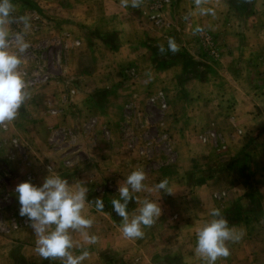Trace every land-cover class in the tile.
I'll return each instance as SVG.
<instances>
[{"label": "crops", "instance_id": "1", "mask_svg": "<svg viewBox=\"0 0 264 264\" xmlns=\"http://www.w3.org/2000/svg\"><path fill=\"white\" fill-rule=\"evenodd\" d=\"M136 2L11 0L10 50L27 16L19 71L32 84L16 118L0 124V194L17 206L15 186H38L52 170L83 184L86 200L101 198L102 211H85L95 244L72 233L83 245L74 254L88 252L82 264H206L194 248L212 207L243 232L215 264H264V0H201L214 13L203 16L194 0H170L156 24L149 0ZM196 26L213 36L218 59H202ZM202 128L217 131L221 145L202 141ZM137 168L146 190L129 200V214L145 198L162 211L130 240L111 199ZM164 178L171 194L147 190ZM16 206L6 210L23 219ZM34 240L30 221L0 234V264H61L35 254Z\"/></svg>", "mask_w": 264, "mask_h": 264}, {"label": "clouds", "instance_id": "2", "mask_svg": "<svg viewBox=\"0 0 264 264\" xmlns=\"http://www.w3.org/2000/svg\"><path fill=\"white\" fill-rule=\"evenodd\" d=\"M11 0H0V124L13 121L18 109L28 97L27 85L19 66L22 63L18 53H24L29 48L25 39L29 28V18L20 16L24 31L15 34V51L10 50L9 29L12 12ZM131 7H137L136 0H132ZM194 7L198 15H212L213 10L202 6L201 0H194ZM195 32L202 29L196 26ZM160 52L165 51L160 47ZM167 50L176 52V44L169 39ZM145 172L133 169L118 185V196L111 199L114 212L121 218L119 225L122 235L127 239H137L144 235L143 228L151 226L161 215V207L156 199H143L139 207L130 215L127 205L129 200H137L135 194L146 190ZM151 192L171 194L175 188L167 178L159 180L150 189ZM19 204L18 214L27 217L33 229L34 253L41 258H59L61 264H82L88 256L86 250L74 254V247L95 244L96 236L88 229L93 224V218L85 214L86 205H94L97 211H102L104 204L97 197L95 202L86 200L87 188L79 183L75 185L58 172L49 170L38 186L22 181L14 189ZM209 219L196 231L195 253L206 262L215 264L217 258L227 257L229 248L226 242L238 241L243 235L242 230L230 225L223 216L222 210L212 207ZM80 233L83 245L74 244L72 233Z\"/></svg>", "mask_w": 264, "mask_h": 264}, {"label": "rangeland", "instance_id": "3", "mask_svg": "<svg viewBox=\"0 0 264 264\" xmlns=\"http://www.w3.org/2000/svg\"><path fill=\"white\" fill-rule=\"evenodd\" d=\"M151 2H152V0H149V3H148V5H149V9L148 10L149 11H148V13L150 12V4H151ZM169 4H170V0H168V2L163 4V6L164 5L166 6V5H169ZM161 12H162V8L160 10L159 21L158 22H152L151 20H149L148 13H147V19L150 22H152L153 24L159 23L162 20ZM200 34H207L208 35L209 33H207L206 31L196 32V36H197L196 37V42H197L198 47H199L198 50H199L200 54L202 55V59L205 60V61H212V60L218 59V57L220 56V53H219L218 46L215 43V40H214L213 36L209 34L210 37L213 39V42H214L213 44H215L216 55H212L206 46H204L202 43H198V38H199ZM199 44H201V46ZM50 54H51V50H49V48L44 50V56L45 57H49ZM150 101L153 102L154 100H150ZM159 107L160 108H166V105L164 107H161V106H159ZM230 109H231L230 105L226 104V111H229ZM202 130H204L200 134V139L202 141L211 142L213 144H216V143L220 144L221 143V141L218 139L219 135H218L217 131H215L212 128H210V129H208V128L203 129L202 128ZM258 131L264 133V125L260 126ZM237 133L238 134L241 133L240 135H243V134L246 135L248 133H251V130L238 129ZM222 146H223V141H222ZM7 197L10 198V201H9V199ZM14 203H15V201H14V198H13L12 195L6 196V194L5 195L0 194V234H2V235H7L10 231L17 230L18 228H20L23 225H26L29 222L27 217H23V219H17L16 218L17 215H13V214H11L10 212H8L6 210L8 207H10V205H13V207H15L16 205H14ZM18 209H19V204L16 206V210L17 211H18ZM8 210H10V208H8Z\"/></svg>", "mask_w": 264, "mask_h": 264}, {"label": "built area", "instance_id": "4", "mask_svg": "<svg viewBox=\"0 0 264 264\" xmlns=\"http://www.w3.org/2000/svg\"><path fill=\"white\" fill-rule=\"evenodd\" d=\"M166 2H168V0H152L150 4V12L148 13L149 20H151L152 22L159 21L160 10L163 4H165ZM198 43H202L204 46L208 48V50L210 51L212 55H216V47H215V44H213L214 43L213 39L210 37L209 34L208 35L200 34L198 38ZM199 45L201 46V44ZM25 83L27 85H30L32 84V80H26ZM153 99H154L153 97L150 98V100H153ZM165 105H166L165 102H161L160 104L161 107H164Z\"/></svg>", "mask_w": 264, "mask_h": 264}]
</instances>
